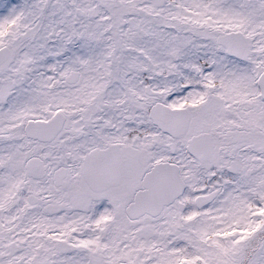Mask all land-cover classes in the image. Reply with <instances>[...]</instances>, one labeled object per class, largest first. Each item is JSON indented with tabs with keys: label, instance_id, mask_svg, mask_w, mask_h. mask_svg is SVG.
<instances>
[{
	"label": "snow or ice",
	"instance_id": "6c2138e0",
	"mask_svg": "<svg viewBox=\"0 0 264 264\" xmlns=\"http://www.w3.org/2000/svg\"><path fill=\"white\" fill-rule=\"evenodd\" d=\"M0 264H264V0H0Z\"/></svg>",
	"mask_w": 264,
	"mask_h": 264
}]
</instances>
